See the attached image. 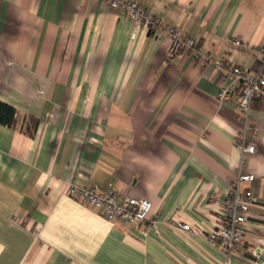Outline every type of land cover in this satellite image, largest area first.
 I'll return each instance as SVG.
<instances>
[{"label": "crops", "instance_id": "0c3cea01", "mask_svg": "<svg viewBox=\"0 0 264 264\" xmlns=\"http://www.w3.org/2000/svg\"><path fill=\"white\" fill-rule=\"evenodd\" d=\"M125 1L212 61L171 56L165 33L102 0H0V101L17 111L15 126L0 124V264H264V98L251 109L257 152L245 154L237 106L218 98L233 82L214 63L264 72V0ZM244 174L260 202L229 262L208 238L211 203ZM69 186L146 198L157 224L109 222Z\"/></svg>", "mask_w": 264, "mask_h": 264}, {"label": "built area", "instance_id": "2783aa9c", "mask_svg": "<svg viewBox=\"0 0 264 264\" xmlns=\"http://www.w3.org/2000/svg\"><path fill=\"white\" fill-rule=\"evenodd\" d=\"M110 7L127 16L136 29H144L149 33L162 31L170 42L169 53L171 56L182 52L189 53L195 60L207 63L212 61L207 57L202 45L194 38L186 35L182 29L166 24L154 13L143 8L135 1L102 0ZM236 46H242L241 40H235ZM219 71L233 84L223 88L218 95L221 102L230 101L236 104L239 117L243 121L244 129L238 139V146L245 154L257 152L256 138L258 130L251 118L252 103L259 98H264V72L252 73L229 63L226 59L214 62ZM237 84L236 86L234 85ZM255 180L254 175H240L234 180L224 201L214 200L215 229L208 233L212 243L219 246L230 262L238 254L243 253V243L251 209L259 205V199L243 190L244 183ZM68 194L83 202L87 206L99 211L106 220L118 223L122 227H133L143 224L156 226L157 220L153 215V204L146 198L123 197L112 187L100 189L79 188L69 186ZM179 230L204 234L203 230L194 228L191 224L176 221ZM230 264V263H229Z\"/></svg>", "mask_w": 264, "mask_h": 264}, {"label": "trees", "instance_id": "16d2710c", "mask_svg": "<svg viewBox=\"0 0 264 264\" xmlns=\"http://www.w3.org/2000/svg\"><path fill=\"white\" fill-rule=\"evenodd\" d=\"M16 109L2 101H0V124L8 127L16 125Z\"/></svg>", "mask_w": 264, "mask_h": 264}]
</instances>
